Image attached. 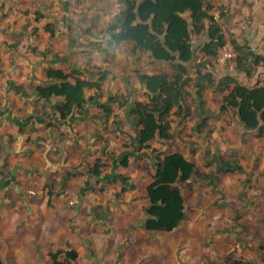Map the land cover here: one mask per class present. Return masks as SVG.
<instances>
[{
    "label": "crops",
    "instance_id": "1",
    "mask_svg": "<svg viewBox=\"0 0 264 264\" xmlns=\"http://www.w3.org/2000/svg\"><path fill=\"white\" fill-rule=\"evenodd\" d=\"M9 2L10 0H0V200L7 194H9L8 198L19 197L21 200L17 204L20 207L21 204L32 205L33 197L36 199L38 197L41 200L40 195L42 193H45V200L47 201L45 203L52 201L49 195H53V199L55 195L65 199L64 194L67 190L64 187L65 191L63 190L62 193H55L53 188L62 186V175H64L65 170L67 173L75 171L74 166L76 165L73 163V159L82 158L93 148L88 143L94 144L93 139H96L98 143L105 141L104 139L108 134L106 132L107 126L109 127L113 123L120 125L123 121L125 127L122 131L127 132L129 130L131 132L134 146H136L137 137L136 128L126 110L115 109L114 114H117L118 117L112 116L107 122L93 120L89 117L85 118L77 114L62 120L58 113L37 97L34 92L35 87L45 86L48 83L44 75L47 68L70 72L68 63H53L51 61L53 56L68 57L72 64L79 66H84L88 61L94 65L99 66V64L91 60V56H89L91 50L89 51L87 47H82L86 50L85 53L80 47L76 51L70 48L68 35L72 33L71 13L63 10L62 15L59 16L61 18L64 14L67 15V33H61V37H57V34L51 37L45 29L47 25L51 23H58L57 27H65L66 25L62 21L55 20V17H58L54 10L49 12L54 21L49 24H40L38 21L45 12L43 8L30 10L26 6H22V2H17L14 6L17 11L12 14L9 10ZM256 7L254 6L255 12ZM36 11L39 12V19L36 18ZM32 16L34 20L32 25L37 27L36 29L42 27L44 30V34L40 35V39L36 41L35 45L32 44V39L29 36L20 35L22 33H18L16 30L13 32L17 19H22L16 25L17 29H27L31 25L28 19ZM62 35L66 37H62ZM77 41L80 45V41L83 40L80 38V41ZM247 41L256 53L264 56L263 41L261 44ZM29 45L34 48L27 49ZM83 54L86 58L83 61H78L79 56ZM99 56L104 60L106 58L105 55ZM109 66L111 67V64ZM102 67L110 70L107 64ZM114 72L117 73L116 70ZM224 73H233V71L225 69ZM110 77H115V75H110ZM251 82L254 83L255 80ZM107 91L110 92L109 94L117 93L116 89L109 91L107 87L104 88V94ZM122 94H127L125 89ZM103 101L104 98L101 103H104ZM88 110L90 115L101 113V110L94 107L92 103ZM234 116L233 124L224 118L219 119L221 125H219L220 128L216 130L214 136L220 137L218 141L222 142L221 147L225 146L224 148L230 153L243 151V154H246L248 151L246 149L250 148L260 159L259 173H264V137H255L256 132H253V136L247 134L249 131L244 129L235 114ZM184 127L182 126L180 129L173 127L172 134L178 135V138L172 137L170 143L173 140L179 143L183 141L179 132ZM91 131L93 132L91 134L92 140L87 134ZM103 133L107 134L104 135ZM96 135H100L104 139H98L95 137ZM206 140L207 138L200 136L195 140L200 143L195 146L198 156L202 153V156L208 158L207 166L204 169L197 168V171L199 169L203 175H207V178L203 179L201 174H197L200 178L197 179L194 175L191 179L204 190V195H197L200 191L195 189L196 186L192 187L193 195L186 200L187 219L169 233L162 235L156 232H146L141 225L131 229L129 235L126 233L125 238L122 239L123 244L120 251L123 253V249H125L127 252L122 254L119 264H161L160 260L162 259H159V256L164 250L168 253L164 261L165 264H226L229 262L228 259L234 255L239 259V262L242 261V264H264V251H262V245H264V197L254 195L257 191L253 190V185L257 180L253 183L246 182V180L243 181L240 173L237 174L238 170L225 172V168L224 170L220 169L217 152L212 147L209 153ZM248 143H254L255 147ZM155 144L156 141L153 142V150H156ZM187 147L185 151L174 150L172 152H181L190 159L188 156L191 155L192 146ZM132 149H134L132 152L136 151L135 147ZM153 150L152 152L149 151V155L145 152L141 155L151 158ZM157 151L161 152L159 148ZM248 152L250 153V151ZM248 157L251 158V156H247L245 160L241 159V163L246 162V165L251 167V159ZM241 163L239 162L240 167H242ZM81 166L86 165L82 164ZM150 169L153 171V168ZM243 169L246 170V168ZM67 173L64 176H67ZM223 174L225 185L219 182ZM143 175L144 173L140 172L139 179L140 185L145 187L151 182V179L147 181L148 178ZM263 178L257 183H262L264 188ZM87 179L90 181L93 179L95 183L97 182V179L92 178L91 175ZM206 181L208 182L207 185L205 184ZM208 185L210 188H216L214 191L217 193L216 197L221 199L216 200L215 194L209 196V193L204 189ZM72 186L73 184L69 181L65 187L72 188ZM219 188L224 191L231 189L235 192L231 194L229 192L228 195L226 194V198H223L220 196L221 192L217 191ZM247 189L250 190V193L246 192ZM68 194L69 192H67ZM135 202L137 203L134 207L138 209L137 221L140 222L144 218L145 203L138 200ZM133 212H136L135 208ZM212 218L217 220L216 224L211 222ZM209 225L210 227H208ZM181 228H184L181 230L182 232H180ZM206 229L212 230L213 235H210V231L208 232ZM129 237H135V244ZM180 241L183 244H180ZM191 242L194 243L191 250L184 248ZM140 248L143 249L142 252ZM130 250L134 251L130 252ZM135 250H138V255L133 253ZM76 251L78 254L80 253L78 250ZM237 252L239 253L238 256Z\"/></svg>",
    "mask_w": 264,
    "mask_h": 264
},
{
    "label": "rangeland",
    "instance_id": "2",
    "mask_svg": "<svg viewBox=\"0 0 264 264\" xmlns=\"http://www.w3.org/2000/svg\"><path fill=\"white\" fill-rule=\"evenodd\" d=\"M210 1L215 4L212 12L219 13L217 21L222 26L228 41L227 44L231 46L233 51H235V48L232 45V40L241 42L250 40L251 42H258V44H261L262 41L264 42V0ZM17 2H22V6H26L30 10L43 8L45 12H43L42 18L38 21L40 24H49L53 22V16H51L49 12L54 10L56 12L55 15L59 17L62 15L63 10L65 11V5L68 3V11L66 12L71 13V21H73V23H71V34L76 37L77 40L80 41L81 38L85 41H80V48L84 53L86 50L82 49V47L84 45L90 46V41L104 43L101 41L102 37L98 27L95 28L93 32L94 37L91 39L83 38L82 34H84V30L93 22H97L101 28H107L110 18L113 16V18L116 19L119 16L116 10L110 8V6L114 5L112 0H10L9 10H11L12 14L17 11L14 7ZM116 3L118 7L122 5L121 0ZM252 5L255 7L257 5L256 12ZM104 10L106 13H104ZM64 15L65 17L67 16L66 14ZM21 20L22 19H17V21H15L13 32L16 30L18 33H22L20 35L24 34L27 35V37L29 36L32 39V44L35 45L36 41H39L40 35L44 34L43 28L39 26L40 28L36 29L37 27L32 25L34 21L32 16L28 19L31 22L29 28L17 29L16 25L20 23ZM66 22L67 21H64L66 28L60 26L55 28V35L57 34V37H61L60 34L63 32L64 34L67 33ZM97 36H100V38ZM62 37L66 36L62 35ZM204 42V35L193 37L196 58L188 65L190 74L193 78L195 76L194 65L203 60L201 49ZM33 48L32 45L27 47V49ZM109 50L117 54V61L111 64V67L109 66L110 63H106L98 54L90 51L89 56H91V60H94L101 66L107 64V67L113 71L115 77H109L105 88L107 87L109 91L110 89H116V92L119 94H122V91L125 89L126 95L130 96L131 99L147 100L144 96V88L140 87L137 82V74L159 73L161 71L171 73L172 71L170 64L155 62L147 55H142L139 52L137 54H131L129 46H121L118 48L113 46L109 48ZM79 57L78 61H83L86 58L85 54ZM137 58H139V60H137ZM207 69L213 72L217 79L225 71V68L214 60L211 65H208ZM114 70H116L117 73H115ZM109 93L107 91L105 95L109 96ZM223 95V93L214 91L213 89L205 92V103L203 108L205 113L209 114V116L207 114V116L205 114L201 115L200 107L195 99L194 92L188 95L187 104L189 109H185L183 113V115L188 114V117H186L187 119L182 117L180 120H177L175 123L176 125L174 124L176 129L185 126L184 129L179 132L183 141L180 143L176 140H173L171 143L170 141L168 143L156 141V150L157 148L161 150V152L158 151L159 154H157V156L161 157L174 150L185 151V149L188 148L187 146H192L191 155L188 157L196 164V168L200 167L204 169L207 166L206 163L208 158L202 156L201 152H199L201 154L198 156V153L196 154L197 147L195 146L200 143L195 140L203 136L207 138L206 147L209 149V153L213 147L217 152V158L222 164L226 163L229 166H239L241 159L245 160L247 156H251V158L248 157L251 159V167L247 166L246 162H244V164L241 163V166L246 168V170L241 167L242 170H238L237 174L240 173L243 181L246 180V182L253 183L257 180L258 182L264 177V173L260 174L258 171L260 167L258 155L250 148L246 149L250 151V153L248 151L246 154H243V151L234 154L230 153L229 150L224 148L225 146L221 147L222 142L218 141L220 137L218 135L214 136L216 130L220 128L219 125H221L219 119L224 118L229 123L231 122V124L234 123L235 119L234 113L228 112L225 114L220 112V103ZM106 99L107 98L104 96V104L106 103ZM94 107H96V105H94ZM205 117L207 119L203 121ZM198 126H200V132L196 131V127ZM124 127L125 123H123V121L120 125L113 123L109 127L107 126L106 132L108 134L103 133L104 135L107 134L106 141H100V143L92 138V131L87 132L90 140L93 139L92 142H94V144L88 143V145H91L93 148L90 149L88 154L82 156V158L78 157L73 159V163L76 165L74 166L75 171L67 173L65 170L64 175L67 173V176L62 175L66 184L71 181L73 184L72 188H66V184L63 180L61 183L62 186H57L56 184L57 187L53 188L55 193H62L65 188V190H67L64 194L65 199L58 198V195H55L53 199V195H49L52 201L45 203L47 202L45 200V193H42L40 195L41 200H39L38 197L37 199L33 197L32 205L21 204L19 207V204H17V202L21 200L19 197L8 198L9 194H7L1 198L0 256L5 264H52L49 256L50 253L66 251L68 249H75L80 252V257L75 264L120 263L122 254L124 255L127 252L125 249H123V253L120 251L121 245L123 244L122 239L125 238L126 233H128L127 235L130 234L131 229L133 230L140 226L136 214L138 209L134 207L137 203L135 202L136 198L143 189L142 185H140L139 173L143 172V176L147 177V181H149L151 179L149 175L153 172L150 168L154 170L152 158L141 155L144 154V152L149 155V151L132 152L134 150L132 148L135 147L132 134L129 130L123 132ZM247 134L253 136L252 131L247 132ZM175 136L178 138V135L174 134L173 137ZM212 136H214V138H212ZM256 136L257 132L255 137ZM248 144L255 147L254 143ZM125 156H128V167H123L122 165ZM65 160L68 161V159ZM97 161H99V164L103 167L101 168L102 174L100 182L95 183L93 179L90 181V179L87 178H89V170ZM82 164L86 166L82 167ZM197 173L199 175L201 174L203 179L207 178V175H203L199 169ZM223 176L224 174L221 175V181L219 182L225 185ZM196 178L198 179L200 177L196 175ZM257 182L253 185V190L257 191L254 195L264 197L262 183L258 184ZM207 183L206 181L205 184L207 185ZM194 186H196V190L200 191L197 195L203 196L204 190L197 186L195 181H192V187ZM235 187L237 186L235 185ZM123 188L125 189L124 191H122ZM204 189L209 193V196H214L215 194L214 198H216V200L221 199L216 197L217 193L214 192L216 188H210V185H208V187ZM249 189H247V193H250ZM220 190L221 188L217 191L221 192L220 196L223 198H226V194L228 195L229 192L230 194L235 192L231 189L227 191L223 189ZM238 190L239 189H237V191ZM67 192H69L68 195ZM192 195L193 192H184L186 200L191 198ZM134 208L136 212H133ZM211 222L216 224L217 220L212 218ZM210 225L212 226V224ZM210 225L208 227H210ZM183 229L184 228H181L180 232H182L181 230ZM206 231H210V235H213L211 233L212 230L206 229ZM158 234L164 235L165 233ZM129 238L133 244H135V237ZM180 244H183L182 241H180ZM193 247V242L184 246V248H189L190 250ZM262 249V251H264V245H262ZM142 250L143 249L140 248L141 252ZM131 251L134 250H130V252ZM218 251L220 253L219 249ZM137 252L138 250H135L133 253L137 254ZM236 254L238 256L239 253L237 252ZM167 255L168 253L164 250L161 256H159V259H162L160 260L161 264H165L164 261ZM228 260L229 262H226V264H242V261L239 262V259L236 258L235 255Z\"/></svg>",
    "mask_w": 264,
    "mask_h": 264
},
{
    "label": "trees",
    "instance_id": "3",
    "mask_svg": "<svg viewBox=\"0 0 264 264\" xmlns=\"http://www.w3.org/2000/svg\"><path fill=\"white\" fill-rule=\"evenodd\" d=\"M112 1L114 5L110 8L116 10L119 16L116 19L112 16L107 28H101L97 22H93L82 34L83 38L91 39L94 37L93 29L98 27L104 43L90 41V46L84 47L98 55H105L106 62L113 64L117 61V54L109 48L129 46L131 54L139 52L155 62L170 64L171 73L137 74L136 79L140 87L144 88L146 101L112 93L104 104L101 103L105 96L104 88L110 75H114L113 71L94 65L91 61L79 66L72 64L68 57L56 55L51 61L68 63L70 72L54 68L45 70L48 83L34 89L44 104H48L62 120L77 114L107 122L112 116L118 117L114 114L115 109L126 110L136 128V151L152 152L154 141L168 143L173 137L172 129L177 120L188 117V114L183 115L185 109H189L187 96L194 92L201 115H206L203 108L204 94L213 89L224 94L220 103L221 113L233 112L245 130L257 132L258 138L264 137V86L259 85L258 79L264 74V56L256 53L247 40H232L236 71L223 73L217 79L207 69L228 43L222 26L211 13L215 6L212 1L121 0L120 7L116 3L120 0ZM68 5L66 3L65 12L68 11ZM36 13L39 19V12ZM58 18L55 17V20L66 21L65 15ZM57 24L51 23L45 27L51 37L55 36ZM200 35L205 37L201 49L203 60L194 65L193 78L188 65L196 58L193 37ZM68 41L73 51L81 47L72 34L68 35ZM240 78L244 80L243 84ZM254 80V83L251 82ZM91 103L101 110L100 114H89ZM206 119L203 118V121ZM196 131L200 132V126L196 127ZM95 137L104 139L100 135ZM157 154V150L151 154L154 167L151 182L143 187L136 198L145 203L144 218L139 225L146 232L169 233L187 219L184 192L192 191L191 179L198 173L196 164L181 152L166 153L161 157ZM122 165L129 166L128 156L124 157ZM102 167L97 161L89 170V175L97 182L101 179ZM220 169L225 172L242 170L240 166L221 162ZM49 256L52 264H75L79 258L75 249L53 252ZM0 264H5L1 256Z\"/></svg>",
    "mask_w": 264,
    "mask_h": 264
},
{
    "label": "built area",
    "instance_id": "4",
    "mask_svg": "<svg viewBox=\"0 0 264 264\" xmlns=\"http://www.w3.org/2000/svg\"><path fill=\"white\" fill-rule=\"evenodd\" d=\"M211 13L215 16V19L218 20V12H212ZM235 53L231 49V46L228 44L223 47L222 50H220L219 55L217 59L215 60L216 63H218L220 66L225 68L226 70H230L231 72H235L236 70V62H235ZM259 85L264 86V74H261L259 76ZM242 84L244 83V80L240 78L239 80Z\"/></svg>",
    "mask_w": 264,
    "mask_h": 264
}]
</instances>
